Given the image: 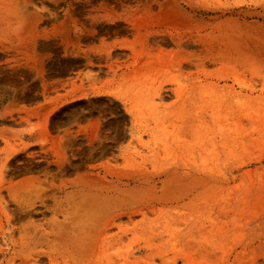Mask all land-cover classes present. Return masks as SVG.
I'll return each instance as SVG.
<instances>
[{
  "label": "rangeland",
  "instance_id": "rangeland-1",
  "mask_svg": "<svg viewBox=\"0 0 264 264\" xmlns=\"http://www.w3.org/2000/svg\"><path fill=\"white\" fill-rule=\"evenodd\" d=\"M0 264H264V0H0Z\"/></svg>",
  "mask_w": 264,
  "mask_h": 264
},
{
  "label": "bare ground",
  "instance_id": "bare-ground-1",
  "mask_svg": "<svg viewBox=\"0 0 264 264\" xmlns=\"http://www.w3.org/2000/svg\"><path fill=\"white\" fill-rule=\"evenodd\" d=\"M191 36H192V35H191ZM193 36H194V35H193ZM184 38H185V37H184ZM190 38H191V37H190ZM190 38L188 37L187 39L189 40ZM191 40H192V38H191ZM193 41H194V40H193ZM194 42H196V39H195ZM186 43H187V42H186ZM196 44H197V43H196ZM201 44H202V43H201ZM43 128H44V127H43ZM96 128H97V127H96ZM98 128H99V127H98ZM45 129H46V127L44 128V130H45ZM47 129H48V128H47ZM95 130H96V129H95ZM96 132H97V131H96ZM97 134H98V132H97ZM97 134H96V135H97ZM92 143H93V142H92ZM25 145H26V144H25ZM67 159H68V158H67ZM63 161H66V160H63ZM59 162H62V161H59ZM58 164H60V163H58ZM69 164H70V162H69ZM69 164H68V165H69ZM71 164H72V163H71ZM71 164H70V166H69L70 168H71ZM76 164H77V163H76ZM74 165H75V164H74ZM74 165H72V167H73ZM77 165H78V164H77ZM65 166L67 167L66 164H65ZM65 166H64V167H65ZM75 166H76V165H75ZM59 167H60V165H59ZM64 167H62V168H64ZM69 167H67V168H69ZM60 168H61V167H60ZM67 168H66V169H67ZM70 168H69V170H71ZM73 169H74V168H73ZM69 170H68V172H69ZM62 171H63V169H62ZM64 171H65V170H64ZM64 171H63V172H64ZM89 175H90V174H89ZM89 175H87V176H89ZM87 176H86V178H87ZM93 177H94V176L92 175V176H91V179H92ZM87 179H88V178H87ZM88 180L90 181V179H88ZM93 180H96V179H93ZM93 180H92V181H93ZM84 182H85V181H84ZM85 183H86V182H85ZM85 183H84V184H85ZM87 184H88V182H87ZM17 185H18V184H17ZM18 187H19V186L16 187V190H17ZM11 189H12V188H11ZM11 189H10V191L13 190V189H12V190H11ZM82 189H83V188H82ZM92 189H93V188H92ZM83 191H84V190H83ZM11 196H12V195H11ZM88 196H89V194H88ZM90 197H91V195H90ZM106 198H107V197H106ZM106 198H105V199H106ZM89 200H90V202H94V201H91V198H90ZM94 200H95V199H94ZM33 201H34V200H33ZM97 202H98V201H97ZM85 203H87V202H85ZM88 205H89V204H88ZM86 207H87V205H86ZM78 210H79V209H78ZM66 226H67V225H66ZM95 226H96V225H95ZM100 229H101V227H100ZM91 230H92V229H91ZM99 231H100V230H99ZM99 231H98V233H99ZM91 232H92V231H91ZM62 233H63V232H62ZM96 233H97V232H96ZM101 233H102V232H101ZM58 234H59V233H58ZM99 234H100V233H99ZM88 235H89V234H88ZM61 236H62V235H61ZM78 244H79V243H78Z\"/></svg>",
  "mask_w": 264,
  "mask_h": 264
}]
</instances>
